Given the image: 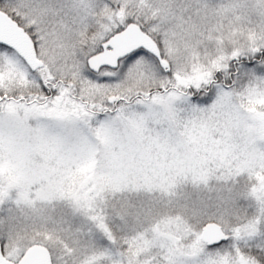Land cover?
I'll list each match as a JSON object with an SVG mask.
<instances>
[{"label": "snow or ice", "instance_id": "6c2138e0", "mask_svg": "<svg viewBox=\"0 0 264 264\" xmlns=\"http://www.w3.org/2000/svg\"><path fill=\"white\" fill-rule=\"evenodd\" d=\"M0 264H264V0H0Z\"/></svg>", "mask_w": 264, "mask_h": 264}]
</instances>
